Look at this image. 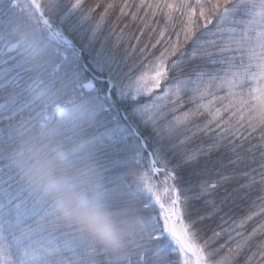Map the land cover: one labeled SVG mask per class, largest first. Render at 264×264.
Returning a JSON list of instances; mask_svg holds the SVG:
<instances>
[{"label":"snow or ice","instance_id":"snow-or-ice-1","mask_svg":"<svg viewBox=\"0 0 264 264\" xmlns=\"http://www.w3.org/2000/svg\"><path fill=\"white\" fill-rule=\"evenodd\" d=\"M28 2L31 23L37 33L39 24H48L45 17L57 0ZM68 3L89 26L87 41L100 59L110 60L116 48L129 57L139 73L133 98L148 97L150 101H141L138 115L152 125L161 151L138 154L111 176L98 171L106 199L114 208L126 201L139 215L142 232L135 247L122 255H112L87 240L58 233L53 226L54 210L45 205L36 201L0 200V264H218L214 258L223 249H227L226 261L243 252V264H264V243L256 245L254 251L250 243L251 237L264 230V224L259 229L253 227L248 236L237 230L252 215L239 223L228 213L219 216L217 227L209 228L211 236L199 226L222 211L228 197L217 202L215 190L230 177L208 182L186 181L181 176L183 168L197 156L205 159L194 175L217 165L226 167L222 159H212L214 150L223 149L231 154L229 164L234 166L233 172L241 165L250 168L241 173L248 181L247 186L258 183L264 190V125L253 124L251 117L255 103L264 99V28L252 20L258 0H246L243 4L239 0H139V4L114 0L100 13H94L92 6L86 7L83 0H68ZM95 7L101 5L97 3ZM130 9L131 20L139 21L142 27L139 35H129L126 39L128 25L118 28V24L129 15ZM111 11H118L119 16L105 31ZM158 15L163 21L151 19ZM161 24L158 30L154 26ZM144 29H148L149 42L141 41ZM54 38L62 39V36L57 34ZM123 44L128 46L122 48ZM149 44L151 49L162 45L159 56L149 51ZM149 55L154 59L148 60ZM44 56L42 48L32 52L31 64L37 74L45 69ZM140 56L148 60L147 64L144 60L137 64ZM188 93L194 107L176 115L185 105L182 96ZM44 98L40 92L38 100ZM201 116L202 124L193 119ZM37 117L50 119L38 109L0 123V157L8 153L17 122H31ZM182 122L194 125L184 129L186 139H190L187 133L192 136L203 133L211 137L210 146L182 155L176 144L178 135L182 134L176 125ZM251 163L258 167L252 168ZM260 199L264 201V196ZM197 201L207 217L195 208ZM256 214L264 215V205ZM9 234L11 242L6 239ZM223 237L227 239L220 243Z\"/></svg>","mask_w":264,"mask_h":264},{"label":"trees","instance_id":"trees-1","mask_svg":"<svg viewBox=\"0 0 264 264\" xmlns=\"http://www.w3.org/2000/svg\"><path fill=\"white\" fill-rule=\"evenodd\" d=\"M113 2L114 0H83L86 7H93L94 13L102 12L104 6ZM115 2L122 3L123 0H115ZM129 2L139 4V0H129ZM97 3L101 7H95ZM30 10L31 5L28 0H0V123L12 120L21 113L42 109L50 119L44 120L37 117L28 123L34 127L39 126L40 122L59 127L62 130L64 150L69 163L81 169L94 166L103 176L113 175L117 169L124 166L128 159L138 154L159 153L161 145L152 125L144 122L138 115L142 106L141 101L150 102L149 98H133L134 90L129 89V86L135 85L136 74L139 73L135 72L131 60L123 50L114 49L110 60L100 59L95 54L93 46L87 41L90 35L89 26L81 20L78 13L71 9L68 0H57L56 6L50 9L45 17L51 27L39 24L37 33L31 23ZM131 11L132 9L129 10V15L122 18L118 24V28L128 25L125 29L126 39L129 35H139L142 27L139 21L131 20ZM143 13L144 10L141 9V17ZM117 16H119L118 11L109 13L105 31L111 24L116 23ZM151 19L163 21L161 15ZM154 26L158 30L162 24ZM18 31H22L27 37L38 42L37 46L30 50L31 54L41 48L44 50L45 69L41 73L37 74L27 59L29 50L26 44L15 35ZM57 34L62 36V39H55ZM105 37L109 39L107 34ZM155 38L153 33L152 43L155 42ZM63 39L69 40L71 44H66ZM141 41L149 42L148 29H144ZM132 43H135V40H132ZM127 46L123 44L122 48ZM141 46L142 44L138 45V47ZM161 48L162 45H157L156 49H151L149 44V51L154 52L156 56H159ZM151 59L154 57L149 55L148 60ZM140 60H144L145 64L148 62L140 56L136 61L138 65ZM90 82L94 84V88L87 91L85 86ZM111 84L113 89L110 91ZM40 92H43L45 97L42 101L38 100ZM190 95L191 93L182 96L185 105L176 115H181L194 107L189 101ZM258 101L254 105V110ZM193 119L201 124L204 122L202 116ZM186 127L194 128V125L184 122L176 125L182 133L176 140L182 155H191L198 149H206L210 146L211 137L203 133H197L196 136L187 133L190 139H186L183 134ZM143 142L146 148L142 145ZM256 142L253 141V143ZM15 144L16 136L13 128L8 153L6 157H0V200H14L19 203L36 201L53 209L55 213L52 205L39 199L24 187L11 167L10 159ZM230 156L231 154L223 149L214 150L212 159H222L226 167L220 168L217 165L208 172L194 175V170L198 171L205 159L197 156L195 161L181 171V176L186 181L214 182L222 180L223 176L230 177L229 181L223 182L215 190L217 202L228 197L226 203L221 206L222 211L215 217H208L199 225L208 236L212 235L209 228H216L219 216L225 213H228V216L237 223L246 220L249 215L253 216L251 220H246L242 228L237 229L246 236L252 232L253 227L259 229L261 224H264V215L256 214L264 205V201L260 199L264 196V190L258 183L247 186L248 181L242 177L241 173L250 171V168H244L241 165L234 173V166L229 164ZM251 167L256 168L258 165L251 163ZM160 178L162 179V176ZM242 185L245 186L242 187ZM107 202L114 210L118 209L114 208L108 200ZM200 204V201L195 202V208L207 217V213ZM55 218L56 214L52 219L55 220ZM55 230L63 236L84 240L65 234L56 228ZM6 239L11 242L10 234ZM226 239L227 237H223L219 242L224 243ZM250 243L253 244V251L256 245L264 243V230L255 237H251ZM213 247L218 248L219 244H213ZM233 247H235L234 243ZM226 251L227 249L221 250L220 254L214 258L218 264H243L245 253L242 252L234 256L231 261H226Z\"/></svg>","mask_w":264,"mask_h":264},{"label":"clouds","instance_id":"clouds-1","mask_svg":"<svg viewBox=\"0 0 264 264\" xmlns=\"http://www.w3.org/2000/svg\"><path fill=\"white\" fill-rule=\"evenodd\" d=\"M252 20L264 28V0H258ZM15 35L26 44L27 59L32 63L30 50L38 42L22 31ZM251 117L253 124L264 125V99L258 101ZM14 134L10 165L26 189L54 207L56 229L113 255L137 245L142 232L139 215L126 201L116 210L109 206L102 177L94 166L81 169L69 163L59 127L44 122L34 127L21 120Z\"/></svg>","mask_w":264,"mask_h":264},{"label":"rangeland","instance_id":"rangeland-1","mask_svg":"<svg viewBox=\"0 0 264 264\" xmlns=\"http://www.w3.org/2000/svg\"><path fill=\"white\" fill-rule=\"evenodd\" d=\"M94 88V84L93 83H89V84H87L86 86H85V89L87 90V91H91L92 89ZM134 88H135V85L134 86H129V89H132V90H134ZM133 94V97H134V95H135V92H132Z\"/></svg>","mask_w":264,"mask_h":264},{"label":"water","instance_id":"water-1","mask_svg":"<svg viewBox=\"0 0 264 264\" xmlns=\"http://www.w3.org/2000/svg\"><path fill=\"white\" fill-rule=\"evenodd\" d=\"M67 43H69L68 41H66ZM112 88V87H111Z\"/></svg>","mask_w":264,"mask_h":264}]
</instances>
